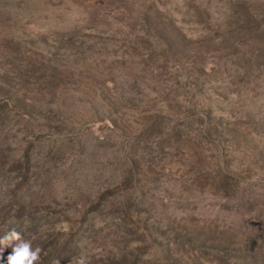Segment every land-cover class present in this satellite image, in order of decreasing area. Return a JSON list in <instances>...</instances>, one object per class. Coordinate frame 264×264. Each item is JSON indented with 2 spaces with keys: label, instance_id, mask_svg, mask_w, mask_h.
<instances>
[{
  "label": "rangeland",
  "instance_id": "obj_1",
  "mask_svg": "<svg viewBox=\"0 0 264 264\" xmlns=\"http://www.w3.org/2000/svg\"><path fill=\"white\" fill-rule=\"evenodd\" d=\"M13 228L36 264H264V0H0Z\"/></svg>",
  "mask_w": 264,
  "mask_h": 264
},
{
  "label": "clouds",
  "instance_id": "obj_2",
  "mask_svg": "<svg viewBox=\"0 0 264 264\" xmlns=\"http://www.w3.org/2000/svg\"><path fill=\"white\" fill-rule=\"evenodd\" d=\"M13 242L15 246L7 257V264H36L39 261L41 249L37 247L33 250L31 242L22 240L20 233L14 228L0 237V259H3L5 248L12 246ZM76 264H88V262L85 257L81 256L77 258Z\"/></svg>",
  "mask_w": 264,
  "mask_h": 264
}]
</instances>
